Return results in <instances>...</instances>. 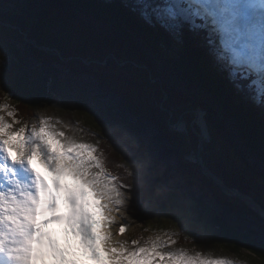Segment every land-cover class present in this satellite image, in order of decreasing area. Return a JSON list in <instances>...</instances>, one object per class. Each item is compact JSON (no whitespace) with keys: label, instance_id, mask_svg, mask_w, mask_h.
<instances>
[{"label":"trees","instance_id":"16d2710c","mask_svg":"<svg viewBox=\"0 0 264 264\" xmlns=\"http://www.w3.org/2000/svg\"><path fill=\"white\" fill-rule=\"evenodd\" d=\"M12 3L15 6L9 7V4L0 0V37L12 41L6 53L10 60L2 63L3 66L0 65V104H8L18 109V118L21 122H29L35 117V113L42 109L56 113L63 129L72 131L77 128L84 135L91 137L97 145V155L103 153L106 169L112 176L117 177L116 183L131 184L132 192L141 203L148 206V217L139 229L137 237L139 240L140 232L146 238L154 239L159 232L165 231L166 221H170V209L184 195H181L172 183L173 177L159 166L149 143L133 133L131 125L124 123L120 116L115 115L112 106H103L101 112L95 110L89 106L91 92L87 88H78L75 94L67 82L56 76L53 64L65 62L71 66L72 62H76L80 66L83 65L80 63L82 57H78L77 61L74 59L76 57L70 54L62 53L55 47L37 44L30 38V33L47 27L49 18L46 14L49 5L58 10V14H55L57 17L60 15L61 20L74 25L82 38H87L85 40L88 47L91 45L113 47L115 51L105 56L109 62H112V59L116 60L117 54L120 53L129 57L131 59L129 63L134 67L137 66L133 62V60L136 62L133 55L137 54L139 58L142 56L138 46L134 44L131 46L128 43L130 37L138 39L140 46L158 53L157 56L159 55L172 68L175 74L174 82L182 86L183 91L178 89L176 93L183 101L186 99L184 106L192 105L194 108L192 99L187 98L186 93L191 85L196 86L208 96L215 107L210 105L206 107L200 102H197V108L195 107L196 110L203 109L206 121L216 118L212 124L207 122L208 126L223 134V123L229 120L244 147L264 166V114L243 92H238L233 87L226 74L215 64L207 50L203 34L185 32L182 39L176 41L158 26L145 23L132 10L128 0H13ZM56 5L61 7L58 9ZM17 44L24 45V51H21ZM78 51L83 53L86 49L81 48ZM28 60L44 66L46 70L44 72L37 70L29 65ZM142 60L145 61L144 58ZM145 63L148 64L147 61ZM139 65L150 73L151 68L142 66L140 61ZM5 92L11 94V99L5 98ZM122 130L130 132L133 144L123 143L121 139H117L118 133ZM223 139L226 141L224 134ZM222 148L225 150V154H222L227 155V147ZM242 157L241 154H237L239 174L235 178H238L239 182L243 178L245 184L249 181L244 174L253 177L254 181L257 179L255 185L248 186L256 190L257 196L263 198L264 202V169L259 172V169L246 164ZM219 158L221 159L220 156ZM126 167L133 171V176L128 175ZM235 172L236 169L231 173ZM181 177L189 184L184 173ZM258 180L261 183H257ZM224 184L229 186L225 181ZM260 188H263L262 192L258 191ZM247 195L250 193L247 192ZM257 202L264 208L261 202ZM192 206L193 209L187 214V219L182 221L183 227L179 229L182 234L180 232L178 234L180 241L175 240L173 250L186 247L202 254L210 250L214 255L221 254L220 251L223 250L234 254L245 251L252 255L253 259L261 260L264 264V246L261 243L230 227L218 214L212 213L209 209L206 210L204 218L193 221L192 213H198L205 207L197 200ZM249 214L255 216L253 212ZM213 228L215 231L211 233ZM148 234L151 236L148 237ZM185 242H189L188 245L193 247L186 246Z\"/></svg>","mask_w":264,"mask_h":264},{"label":"snow or ice","instance_id":"6c2138e0","mask_svg":"<svg viewBox=\"0 0 264 264\" xmlns=\"http://www.w3.org/2000/svg\"><path fill=\"white\" fill-rule=\"evenodd\" d=\"M128 2L145 23L176 41L185 32L203 34L233 87L264 108V0ZM60 123L41 117L30 129L16 128L18 109L0 104V264H232L167 250L176 243L170 234L144 246L133 240L131 250L127 241L112 243L111 213L125 204L121 189L131 194L132 185L116 183L97 146L59 131ZM127 227L121 225L119 234Z\"/></svg>","mask_w":264,"mask_h":264},{"label":"rangeland","instance_id":"374dc122","mask_svg":"<svg viewBox=\"0 0 264 264\" xmlns=\"http://www.w3.org/2000/svg\"><path fill=\"white\" fill-rule=\"evenodd\" d=\"M2 1L9 4V7L15 6L12 3L13 0H1V2ZM57 12L58 10L56 8L53 9L52 6L49 5L46 14L49 18L47 27L42 28L40 31L38 30L36 33H30V38L37 44L55 47L62 53L70 54L76 57L74 59L77 61L78 57H82L80 63L83 66H80L76 62H72L71 66L65 62L53 64L56 76L67 82L68 86L75 91V94H77L78 88H87L91 92L89 106L94 107L95 110L101 112L103 106H112L115 115L120 116L122 121L124 120V123L127 122L130 124L132 132L137 134L141 140L149 143L151 150H153L155 154L156 160L159 162V166L166 174H170L173 177L172 183L176 186L180 194L184 195V197H181L177 204L170 209V221H166L165 231L162 230L156 236L167 239L168 236L166 234H170L172 239L177 241L180 238V236H178L180 232L179 229L183 227L184 224L182 221L187 219V214H190V210L193 209L192 205L197 200L203 204L205 209H200V211L195 214L192 213L191 219L194 218L193 221L204 218L206 210L209 209L212 213L218 214L227 225L264 246V220L260 219L252 210L248 209L236 198L229 197L221 192L203 174L197 164L196 147L198 145V138L193 131L196 132L202 140L199 156L204 166L219 180L227 182V184H229V186L227 185L228 187L231 186L230 188L236 189L239 193L246 194V196L251 197L254 201L257 200L264 205L263 198L258 197L257 191L249 187L255 185L257 179L254 181L253 177L244 174L246 180L249 181H246L247 183L245 184L243 178L240 182L238 178H235L239 174V160L237 154H241L246 164L251 165L254 169H259V172L264 169V166L250 154L246 147H244L242 140L239 138L231 122L225 120L223 123V134L226 141L223 139L222 133L216 130L214 131L213 128L210 125L207 126L205 122L207 129H204L205 134L203 132L202 135V123H196L194 112L203 111L202 108H200L202 109L201 111L196 110L197 102H200V104L206 107L210 105L215 108L207 95L199 93L196 86L191 85L187 92L188 94L186 93V97L192 99L194 108H192V105L185 107L184 103L186 99L183 101L181 96L176 93L178 89L183 91L182 86L174 82L173 79L175 74L172 68L166 64L159 55L158 59L154 58V56L148 52L147 48L140 46L139 42L131 37V39H128V43L131 46H133V44L138 46V50L143 53L142 55L145 56L144 60L147 61L149 65L142 60L143 57L139 58L137 54L133 55V58L136 60V62L134 60L133 62L137 65L135 66L137 68L129 63L131 60L129 57L120 53L117 54L116 60L111 57L112 62H109L106 60V54L114 52L115 49L113 47L97 45L88 47L85 40L87 38H82L76 31L77 29H75L74 25L72 26L70 23L61 20L62 17L60 15L57 17L55 15L58 14ZM93 24L96 25L95 23ZM11 42L12 41L7 40L5 37H0L1 66H3L2 63L10 60V57L6 53ZM17 46L21 51H24V45L17 44ZM81 48L86 49V51L79 53L78 50ZM138 60L142 66L151 68L150 73L139 65ZM159 60L166 65L163 66ZM28 61L30 63L29 65L35 67L37 70L42 72L46 70L44 66L34 63L33 60ZM161 89L163 92H161ZM165 94H167V97ZM41 117L50 118L53 123L59 120L56 113L47 112L42 109L35 113V117L32 120L29 122H21V124L15 125V127L19 128L27 124L30 129L33 123L39 124V118ZM8 119L9 122H11V118ZM215 121V117L212 120H207L210 124ZM180 122L186 123L187 130H175L179 124H181ZM191 123L192 128L190 126ZM56 127L59 131L65 132L66 135L73 137L78 142L96 145L95 141L93 139L91 140V137L80 132V129L76 128L72 131H66L61 124H57ZM117 137H119L117 139H121L123 143H134L129 131L122 130L118 133ZM223 146L227 147V155H224L225 150L222 148ZM233 156L235 157L234 159H236L235 162ZM192 157H194L193 162H191ZM235 169V174H232V170ZM94 171L98 170L94 169ZM182 173L185 174L189 184L182 180ZM259 182L258 180L257 183ZM262 189L263 188H260L258 191L262 192ZM121 191L125 192V204L120 205L121 210L131 219V221L127 219L125 223L130 224V222H132L131 229L128 234L123 237L122 241H127L128 247L131 250L134 247L131 241L134 239L139 240L137 238L139 229L143 221L148 217V206L145 203H141L134 192L129 194L126 188H122ZM247 192L250 193V195H247ZM237 203H241L243 206L241 205V207ZM248 210L253 212L257 217L249 214L250 212ZM173 217H176V219L174 220ZM214 231L215 228L211 230V233H214ZM140 235V242L137 246H144L149 239L146 238L142 232H140ZM150 236L151 234H148V237ZM185 243L187 246L189 242ZM173 246L175 245H169L168 250H173ZM192 247L193 246H190V248ZM181 249H184L190 254H195L197 252L186 247H182ZM220 253L221 254L214 255L213 252L208 250L206 254H203L211 258L227 259L231 261L232 264H263L261 260H256V258L253 259V256H250V254L245 251L234 254L231 251L226 252L223 250L220 251Z\"/></svg>","mask_w":264,"mask_h":264},{"label":"water","instance_id":"95a60500","mask_svg":"<svg viewBox=\"0 0 264 264\" xmlns=\"http://www.w3.org/2000/svg\"><path fill=\"white\" fill-rule=\"evenodd\" d=\"M58 8H60L61 6L56 5ZM45 50H48L46 47H42ZM39 65V64H38ZM200 113V112H199ZM196 114H194L195 116ZM177 125V124H176ZM191 128H192V123L190 124ZM171 127V126H170ZM193 133L195 134V136L198 138V145H197V151H196V159H197V164L200 167L201 171L203 172V174L224 194H226L229 197H233L236 198L237 200H239L240 202H242L248 209L252 210L260 219L264 220V210L262 209V207L256 202L254 201L251 197L246 196L242 193H239L236 189H232L230 187H228L226 184H224V182H222L221 180H219L217 177H215L211 171H209L203 164V162L201 161V158L199 156V151L201 148V143L202 140L199 137V135L193 131Z\"/></svg>","mask_w":264,"mask_h":264},{"label":"bare ground","instance_id":"6f19581e","mask_svg":"<svg viewBox=\"0 0 264 264\" xmlns=\"http://www.w3.org/2000/svg\"><path fill=\"white\" fill-rule=\"evenodd\" d=\"M100 32V31H99ZM101 33V32H100ZM133 38H135V37H133ZM129 39H131V37L129 38ZM136 39V38H135ZM137 41H138V39H136ZM148 50V52L150 53V54H152L153 56H154V58H156V59H158V56H157V54L154 52V51H151L150 49H147ZM141 52V51H140ZM141 54V56L143 57V58H145V56L144 55H142L143 53H140ZM149 59V58H148ZM147 59V60H148ZM150 60V59H149ZM160 61V60H159ZM161 62V61H160ZM162 63V62H161ZM163 64V63H162ZM164 65V64H163ZM197 88V87H196ZM197 90L199 91V93H201V94H204V95H206L204 92H202V91H200L198 88H197ZM221 105V104H220ZM201 111V110H200ZM196 115V123L197 124H200V123H202V126H203V128L204 129H207V126H208V124H207V121H206V119H205V113L202 111V112H194ZM206 123V125H205V123ZM181 123V122H180ZM177 126V125H176ZM201 127V126H200ZM175 130H177V131H181V130H187V128H186V123L185 122H182L181 124H179V126L175 129ZM207 131V130H206ZM207 133V132H206ZM204 134H205V131H204ZM203 135V134H202ZM189 160V159H188ZM192 160V161H191ZM191 162H193L194 161V157H192L191 158ZM249 165V164H248ZM251 166V165H250ZM252 167V166H251ZM244 195H246V194H244ZM263 209V208H262ZM195 214V213H194ZM111 215L114 217V220H115V222L113 223V225L111 226V228H110V231H111V233H112V243H114V244H116L117 242H119V241H122V239H123V237L124 236H126L127 234H128V232H129V230L131 229V227H132V222H130V224L129 223H125L126 222V220L127 219H129V217L126 215V213L125 212H123L122 210H121V207L120 206H116V207H114V210H113V212L111 213ZM129 221H131V219H129ZM121 225H127L128 227H127V229H126V231H125V233L123 234V235H121V234H119V227L121 226ZM177 230V229H176Z\"/></svg>","mask_w":264,"mask_h":264}]
</instances>
